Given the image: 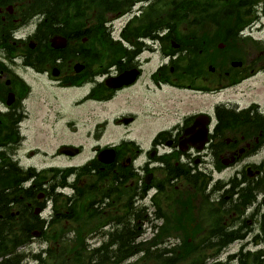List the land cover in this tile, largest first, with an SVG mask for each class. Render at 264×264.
I'll return each mask as SVG.
<instances>
[{"label":"flooded vegetation","instance_id":"1","mask_svg":"<svg viewBox=\"0 0 264 264\" xmlns=\"http://www.w3.org/2000/svg\"><path fill=\"white\" fill-rule=\"evenodd\" d=\"M22 10L21 4L0 6V174L15 176L19 183L14 204L5 213L18 225L17 232L23 233L24 223L28 226L25 234L40 238L64 236L70 230L69 201L64 193L66 169L76 166L72 160L85 152L87 161L97 158L103 149H113L111 164L87 162V166L113 172L137 167L148 173L144 179H148L149 190L156 173L168 170L166 156L175 159L176 166L190 170L192 180L207 176L204 166L214 165L218 158L223 166L232 165L239 175L245 174L236 180L237 187L223 186L224 190L240 191L238 213L233 212L235 205L221 211L216 204L219 195L208 196L216 210L211 216L199 217L190 233L206 236L214 249L225 244L227 237L239 234L242 264H261L264 165L254 161L255 145L218 128L221 117L202 116V110L192 103H186L182 112V96L195 101L211 86L199 84L195 52L190 55L173 43L170 54H174L168 58L166 0H114V19L121 20L114 25V61L81 73L74 72V65H85V59L94 55L81 52L87 43L81 37L86 32L84 8L80 7L77 16L78 8L59 5L50 19L36 21L26 38L14 39L12 30L28 22ZM152 11L159 18H146ZM81 17L83 29L79 31L76 23ZM47 34L52 39L43 43ZM59 38L66 40L64 48H60ZM100 55L95 53V57ZM121 76L126 82L119 86ZM112 78L114 88L105 84ZM37 88L49 91L51 99H30ZM70 93L77 96L65 99ZM112 101L114 120L97 117ZM230 106L239 109L236 104ZM84 111L87 113L82 115ZM110 126L118 137L104 142ZM68 147L76 148L74 158L64 154ZM46 246V251L54 248L49 241Z\"/></svg>","mask_w":264,"mask_h":264},{"label":"trees","instance_id":"2","mask_svg":"<svg viewBox=\"0 0 264 264\" xmlns=\"http://www.w3.org/2000/svg\"><path fill=\"white\" fill-rule=\"evenodd\" d=\"M79 0H76V2ZM235 1L238 5H240V9L243 11V18L241 23H236L234 21H227L223 19L226 15H234L239 9L238 6H233L231 9L227 10L223 9L222 5H219V8L207 9V4L216 3L213 0H167V11L168 12V21L170 19H191V20H199V30H201L203 20H215L221 22H227L228 26L231 29L233 36L234 31L246 25L250 16L253 14L251 11L252 6L261 5L262 12L264 14V0H232ZM74 2V1H70ZM87 6V14L90 15L91 12L96 14L95 24L88 28L86 33V38L89 40L88 48L97 52H114V42L109 45H97V41L100 38L109 39L107 31L105 29V25L110 16H114V0H86ZM170 8H172L170 10ZM206 26V25H205ZM103 31L106 32L104 35ZM236 32V31H235ZM216 42L212 43H204L200 39L198 41V52L204 54L208 52L209 48L215 47ZM114 57H106L108 60H113ZM208 63L206 59H201L199 64V74L203 73V67ZM224 116H231V113H222ZM264 133V128L262 130ZM103 180V176L101 177V181ZM129 180L128 178H124L122 176V181L116 183V179L114 181V193L109 187L108 193H106L105 188H100L102 191L94 195H88V198H101L99 202H103L107 199V207L106 210L111 212L114 209V216L109 214V217L106 218L103 215L102 210L101 213H92L89 208L80 204L76 200L72 202L74 206H72V212H78L81 210L83 213L79 215H72L74 220V227L82 228L85 222H96L102 223L106 220H114L117 226L126 229V231H130L132 234L129 236H125L124 234H115L114 241L118 242V246L114 251L104 250L103 256L100 257L102 259V264H125L127 261H130L133 258H136L133 262H128L126 264H195L194 259L192 257L193 252L191 250H182L180 252H164L156 248V246L161 242L162 239L169 233V227L164 226L160 229L159 234L153 238L149 243L142 244L136 243V239L140 236V226L138 222H142L144 220V212L138 211L134 213L133 225L131 224V219L127 213L132 212L131 200L126 202V192L124 190H120L123 184ZM103 197H107L106 199ZM83 199V198H82ZM94 202L93 204H95ZM85 213V214H84ZM122 213V214H121ZM97 225V224H96ZM125 233V232H124ZM17 238V235H8L6 237V241L11 242L9 240H14ZM29 238L28 236L24 237L26 240ZM77 243L81 240L77 237ZM124 239V242L122 240ZM82 251H77L75 249L71 250L70 254V262L67 263L63 258H55L53 264H84L83 257H81ZM97 255L99 251H96ZM108 254V258L106 255ZM169 254V255H167Z\"/></svg>","mask_w":264,"mask_h":264},{"label":"bare ground","instance_id":"3","mask_svg":"<svg viewBox=\"0 0 264 264\" xmlns=\"http://www.w3.org/2000/svg\"><path fill=\"white\" fill-rule=\"evenodd\" d=\"M33 1V0H0V6L3 7H8L10 6V4H14V5H18L21 4V6L23 7V15L25 20L32 22V21H39L42 20L44 18H48L50 19V14L52 12H57L59 5H67L69 6V8H78V7H83V8H87L88 4L86 2V0H79L76 2V0H37V2L35 3V5H33L32 7H28L29 3ZM70 1H74V2H70ZM219 2H222L224 4H226V9L229 10L231 9V7L233 6H238V10L234 15H226L223 17V19L227 18V21H234L236 23H241L242 22V18H243V11L242 9H240V5H238L235 1L232 0H220ZM172 8H170L171 10ZM58 14H55V17ZM150 16H154L156 15V17L158 16V14L154 13V11H152L150 14ZM215 20H203L202 24L207 25L210 24L211 22H213ZM107 34H108V38L109 39H102L99 37L98 41H97V45H109L112 44L113 41V35H112V30H111V26L109 27H105ZM167 37L168 39H171L172 37V31L170 29L167 30ZM104 35L106 34L105 31H103ZM61 35H64V32L60 33ZM232 34V32H231ZM83 36H86V34H83ZM52 39V35L47 34L44 38H43V43H48L50 40ZM248 42H261L264 43V38L261 39H255L253 36H250L247 39ZM197 48L193 45H190L187 47L186 51L189 53H194L196 52ZM171 49H167V56L168 58L171 57L174 53H171ZM81 52H88V53H92L94 54L92 57H87L85 60L86 61H93L95 59V53H97V51H93L90 49H86V50H82ZM114 54V52H113ZM246 121L244 118L242 117H237L232 121V125L235 126H240L243 127L246 125ZM254 125L257 129H263L264 128V115L263 116H259L255 118V122ZM229 129H232L231 127ZM4 173L0 174V184H1V178H3L4 176H2ZM9 174V173H7ZM16 184H19L18 182H15L13 185V193L12 196L15 197V186ZM202 193L206 194V195H210L209 192L207 191H201ZM240 191L238 192H233V191H229V190H223L221 191L220 195L217 198L216 204L218 205V208L223 211L224 209L228 208L230 205H238L239 201H240ZM127 194V193H126ZM6 208L7 205L5 204V199H1L0 200V214H1V219H0V243L2 241V236L3 235H8L11 234L14 229H15V224L9 219L8 215L5 214L6 213ZM22 229H23V234L26 233V231L28 230V226L26 223H24L22 225ZM125 232V233H124ZM117 234H124L125 236H129L132 233L128 230H116ZM26 237V234H25ZM231 241L233 242H238L240 243L241 241V237L239 234H234L232 235ZM122 242H124V239L122 240ZM25 243L27 244H32L33 241L30 238H27L25 240ZM111 246L114 247V250L117 248L118 246V242L114 241ZM105 249H99V254L97 255L96 251H94L93 249V253L92 255L95 258H100L103 256ZM159 250H162L164 252H167V249L165 247H161L159 248ZM108 252V251H107ZM240 258V254L239 255H231V256H227L226 257V264H235L237 263V261ZM248 260V258L245 259V262Z\"/></svg>","mask_w":264,"mask_h":264},{"label":"rangeland","instance_id":"4","mask_svg":"<svg viewBox=\"0 0 264 264\" xmlns=\"http://www.w3.org/2000/svg\"><path fill=\"white\" fill-rule=\"evenodd\" d=\"M114 35V34H113ZM251 35L255 39H261L264 38V31L262 32H251ZM250 83V89L244 90L242 93H235L233 90L230 91H223L219 94H214L212 96H199L195 101H191L190 99H187L185 97L182 98V105L181 109L182 112L185 111V105L186 103H192L196 107H198L200 110L205 109L209 110L210 107L217 103V102H226V101H234L243 107L248 106V103L255 102L263 106L264 104V74L257 76L254 78ZM242 89H240L241 91ZM35 96V94L32 95V98ZM44 96V97H43ZM40 94L36 97L38 99H48V96L46 94ZM104 115V114H103ZM105 115H114V104L110 105ZM107 140L114 139V129H110L105 137ZM29 248L27 249L25 254L29 253Z\"/></svg>","mask_w":264,"mask_h":264}]
</instances>
